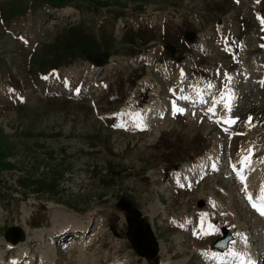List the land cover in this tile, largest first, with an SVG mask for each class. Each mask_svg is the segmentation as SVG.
Returning <instances> with one entry per match:
<instances>
[{
	"label": "rangeland",
	"instance_id": "1",
	"mask_svg": "<svg viewBox=\"0 0 264 264\" xmlns=\"http://www.w3.org/2000/svg\"><path fill=\"white\" fill-rule=\"evenodd\" d=\"M262 82L264 0H0V264H264Z\"/></svg>",
	"mask_w": 264,
	"mask_h": 264
},
{
	"label": "snow or ice",
	"instance_id": "2",
	"mask_svg": "<svg viewBox=\"0 0 264 264\" xmlns=\"http://www.w3.org/2000/svg\"><path fill=\"white\" fill-rule=\"evenodd\" d=\"M226 75V74H225ZM228 79L230 80L231 78L228 77ZM262 84H264V82H262ZM208 88H212L213 85L208 84L207 85ZM232 95L230 93V90L228 92V95L225 96L224 93L221 94V100L220 101H213V103H219L221 101L224 102V107L230 112L231 111V100H232ZM183 99H187V97H184ZM183 109L182 108H178L175 104V102H173V113L175 114L176 112H180L183 113ZM208 111L212 112L214 111V108H210L208 109ZM137 116L139 117V114H137ZM219 122V121H218ZM225 123L231 125L233 123H235L234 119H228L225 121ZM250 123V120H249ZM120 127H123L124 125H118ZM135 126L137 128H142L143 127V123L142 120H139L136 122ZM249 153H251V150H248ZM241 168L237 169L235 165H233V170L236 173L237 177L240 179L242 184H245L246 181V177L243 174V169L244 167L250 166L251 164V158L250 155L245 156L241 159ZM243 191L245 192V199L248 201L250 207L261 217H264V185H261L260 191L258 193V195L255 196V198L253 197V195L251 193H248L247 191V187L245 184V187L243 189ZM202 225H203V220L201 221ZM217 231V229L215 228L214 225L212 224H208L206 228L201 227L200 229V235L202 236H207V235H212ZM237 236H240L241 239H243L245 242L247 240V237L243 236V234L237 233ZM234 242H230V247L228 252L225 254V256H219L216 253H212L210 258L212 259H216V260H224L225 258H227L229 261H236L237 264H253V261L251 259H248L244 254L239 253L235 250H233V248L231 247V244Z\"/></svg>",
	"mask_w": 264,
	"mask_h": 264
},
{
	"label": "water",
	"instance_id": "3",
	"mask_svg": "<svg viewBox=\"0 0 264 264\" xmlns=\"http://www.w3.org/2000/svg\"><path fill=\"white\" fill-rule=\"evenodd\" d=\"M220 231L222 234V238L216 240L213 243L212 248L219 252H223L228 248V244L233 240V236L230 234L226 227H222Z\"/></svg>",
	"mask_w": 264,
	"mask_h": 264
},
{
	"label": "bare ground",
	"instance_id": "4",
	"mask_svg": "<svg viewBox=\"0 0 264 264\" xmlns=\"http://www.w3.org/2000/svg\"><path fill=\"white\" fill-rule=\"evenodd\" d=\"M9 94V93H8ZM161 107V106H160ZM163 109V108H162ZM202 165V164H201ZM205 165V164H204ZM200 169H199V171L200 172H202V171H204V167L202 166V167H199ZM212 169L213 170H217V167L215 166V165H213V167H212ZM176 181L177 182H180V178H177L176 179ZM86 229H87V227H82V230H85L86 231ZM217 255H219V256H225V252L224 253H218V252H215ZM208 257V256H207ZM211 259V258H210ZM16 260V259H15ZM256 264V263H255Z\"/></svg>",
	"mask_w": 264,
	"mask_h": 264
},
{
	"label": "trees",
	"instance_id": "5",
	"mask_svg": "<svg viewBox=\"0 0 264 264\" xmlns=\"http://www.w3.org/2000/svg\"><path fill=\"white\" fill-rule=\"evenodd\" d=\"M22 239H19V240H14V241H12V243H17V242H19V241H21Z\"/></svg>",
	"mask_w": 264,
	"mask_h": 264
},
{
	"label": "flooded vegetation",
	"instance_id": "6",
	"mask_svg": "<svg viewBox=\"0 0 264 264\" xmlns=\"http://www.w3.org/2000/svg\"><path fill=\"white\" fill-rule=\"evenodd\" d=\"M135 223V222H134Z\"/></svg>",
	"mask_w": 264,
	"mask_h": 264
}]
</instances>
